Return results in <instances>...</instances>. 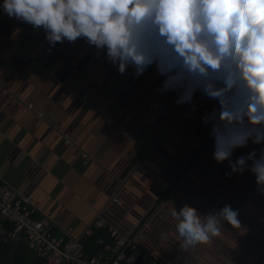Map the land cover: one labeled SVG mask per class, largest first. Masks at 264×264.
<instances>
[{"label":"crops","instance_id":"1","mask_svg":"<svg viewBox=\"0 0 264 264\" xmlns=\"http://www.w3.org/2000/svg\"><path fill=\"white\" fill-rule=\"evenodd\" d=\"M95 51L105 54L82 38L50 48L42 29L0 11L2 181L31 197L42 210L51 211L61 222L57 235L71 229L72 235L80 236L100 209L111 225L132 233L156 212L162 199H169L164 216H152L142 244L152 257L164 264H264V216L257 228L252 217L264 212V195L257 189L255 176L247 169L226 175L229 162L213 159L211 143L194 156L196 136L210 133L201 121L213 107L195 96L191 104L178 105L176 92L157 91L165 77L155 65L138 77L131 67L120 74L108 60L104 71L89 68L87 61ZM119 75L138 80L139 97L108 94ZM2 85L34 103L36 111L47 113L78 141V147H67L48 123L37 125L36 113L15 105ZM161 103L167 104L165 111L158 108ZM174 119L181 139L168 131ZM262 148L264 144L249 141L234 151L232 159L253 150L259 157ZM137 169L141 172L136 173ZM133 173V181L127 182ZM179 183L178 196L172 200ZM225 205L239 210L241 229L225 223L221 236L182 253L171 222L173 210L176 215L186 209L206 215ZM162 234L167 238L162 239ZM96 236L108 239L104 229L97 230ZM19 243L16 240L15 245ZM89 245L83 243L95 255L92 251L99 246L95 237ZM26 254V263L32 264L36 257L28 248Z\"/></svg>","mask_w":264,"mask_h":264},{"label":"clouds","instance_id":"2","mask_svg":"<svg viewBox=\"0 0 264 264\" xmlns=\"http://www.w3.org/2000/svg\"><path fill=\"white\" fill-rule=\"evenodd\" d=\"M0 11L42 29L50 48L84 39L120 74L155 65L165 77L157 91L176 92L178 105L198 94L214 109L201 121L213 159L229 162L226 175L249 170L264 195V148L232 159L249 141L264 144V0H0ZM171 222L182 253L221 236L225 223L241 229L230 205L173 210Z\"/></svg>","mask_w":264,"mask_h":264},{"label":"built area","instance_id":"3","mask_svg":"<svg viewBox=\"0 0 264 264\" xmlns=\"http://www.w3.org/2000/svg\"><path fill=\"white\" fill-rule=\"evenodd\" d=\"M106 65L107 59L102 51H95L90 54L87 61L89 68L104 71ZM1 87L15 105L36 113L37 125L41 122L48 123L51 129L65 140L67 147H78V141L62 127L56 125L47 113L36 111L34 103L24 101L19 93L10 92L4 85ZM116 92L139 97L141 85L136 78L129 75H119L115 85L109 89L108 94L112 95ZM195 98L201 101L199 95H196ZM157 106L161 111L167 109L166 103ZM168 131L177 138H182L177 119L170 122ZM209 135L210 133L196 136L194 156L198 151L210 145ZM161 142L163 143L164 140H161ZM140 144L145 146V142H140ZM148 150L152 151L151 149ZM84 156L86 159L90 158L87 154ZM140 172L141 169L136 170V173ZM134 174L127 179V182L133 181ZM179 186L180 183L175 186L170 199H176ZM113 200L118 201L119 198L114 197ZM168 200L162 199L153 215L158 214L159 217H163L167 210ZM103 212V209L98 211L95 219L80 236L72 235L71 229L65 230L64 236L57 235L55 229L61 226V222L52 217V212L42 210L31 197L21 195L15 187L3 182L0 178L1 242L8 243L22 239L34 256L44 259L46 264H164L152 257L142 246L146 238V231L151 227L153 215L142 220L132 233H123L105 219ZM263 216L264 212L261 215L253 214L254 228L259 227ZM7 224L11 225L12 228H8ZM100 229L107 231L108 239L96 236V231ZM93 237L96 238V244L101 247V250L95 255H90L85 250L83 243L89 242Z\"/></svg>","mask_w":264,"mask_h":264},{"label":"trees","instance_id":"4","mask_svg":"<svg viewBox=\"0 0 264 264\" xmlns=\"http://www.w3.org/2000/svg\"><path fill=\"white\" fill-rule=\"evenodd\" d=\"M201 152V151H200ZM197 157V154L195 155ZM8 228H12L7 224ZM18 241V240H17ZM19 245H15L16 241L4 243L0 241V264H27V247L24 246L22 239H19ZM90 242V241H89ZM89 242H86V246L91 247ZM100 250L99 246L94 247L93 253H97ZM32 264H46V261L41 258L34 259Z\"/></svg>","mask_w":264,"mask_h":264}]
</instances>
